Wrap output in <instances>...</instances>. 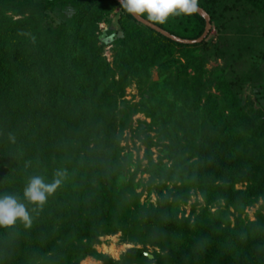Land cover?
Listing matches in <instances>:
<instances>
[{"label":"trees","instance_id":"1","mask_svg":"<svg viewBox=\"0 0 264 264\" xmlns=\"http://www.w3.org/2000/svg\"><path fill=\"white\" fill-rule=\"evenodd\" d=\"M126 1L178 37L204 30L184 0ZM190 1L208 13L215 37L173 40L117 0H0V264H80L88 255L101 264H264V228L250 238L256 227L237 218L231 258L226 230H203L194 206L193 218L177 217L176 195L140 203V164L130 170L131 154L121 152L126 122L142 112L149 121L135 129L147 149L158 147L149 165L159 193L162 178L178 173L186 195L195 186L205 197L222 193L217 180L248 181L264 194V0ZM101 35L112 36L111 63ZM210 60L220 62L208 68ZM132 79L141 100L123 114L116 103ZM199 106L203 127L187 114ZM195 151L198 160L186 161ZM116 232L135 244L118 259L94 247ZM147 245L160 249L149 257Z\"/></svg>","mask_w":264,"mask_h":264},{"label":"rangeland","instance_id":"2","mask_svg":"<svg viewBox=\"0 0 264 264\" xmlns=\"http://www.w3.org/2000/svg\"><path fill=\"white\" fill-rule=\"evenodd\" d=\"M116 11V10H115ZM70 12V11H69ZM68 13V12H67ZM51 18L54 23L60 20V14L56 12H50ZM70 15V13H68ZM99 28L103 31L107 28V24L105 22H99ZM207 35H211L215 37L214 28L211 27L210 31ZM102 40L105 42L104 49L102 51V55L105 56L106 60L110 63L112 62V36L101 35ZM220 60H210L206 67L211 68L212 66L218 64ZM150 77L152 80L158 79V73L156 66H153L150 71ZM118 79V75L115 74L114 76ZM139 85L135 79H132L129 84L124 87L123 94L118 97L117 100V109L120 113L126 111L133 110V104L138 103L141 100V92ZM211 92H216L214 88L209 89ZM249 93V89H247ZM255 95L251 93V99H254ZM124 101V102H123ZM201 104H203L201 100ZM186 106H191L187 104ZM200 109V112H199ZM198 110H195L192 107H188V113L190 116H193L197 122L203 127L208 124L206 118H204L203 108L199 106ZM202 109V110H201ZM138 120H145L149 121V117L144 115L142 112H134L130 115V119L126 122L122 134L120 145L122 146V154L127 156V154H131V164L130 170H132L135 166L136 162L140 164V170L135 177V181L138 186L135 188L136 192L139 193V202L142 204L153 203L156 204L159 200H163L164 196L170 193L169 200H173L174 196L176 195L178 199L174 201V209H176V215L179 218L189 217L191 214V210L194 206L196 212L202 216L203 225L202 228L205 230L209 227V223H212V226L215 230L218 229V232L225 229L226 232L223 235V239L226 241L225 251H227V255L231 258L236 256V250L239 248L238 241L236 236L231 235L230 229L236 228L237 226V218L239 219L240 223L244 228L252 227L254 225L256 227L254 233L248 229L246 232L250 235V238L253 239H260L262 233L260 232L261 229L264 228V224L260 222L262 221V217H264V194L259 192V189L256 186L249 184L248 181H238L234 183V185H226L223 184V180H217L218 185L222 187V193L217 192L216 190H212L209 196H203L204 188L200 189L199 187H192L189 190L188 195L182 193L181 191L177 190V186L180 184L181 180L178 177V173L175 175L169 174V176L163 177L162 181L165 184V187L161 189L159 193V183L158 177L153 176L151 172L152 169L149 165L151 162L150 159L153 161L157 160L158 157V147L155 145H150V148L147 149V145L144 141L138 137L136 129ZM119 133V132H117ZM150 135H154V132H149ZM199 153L195 151L188 153L185 155V160L196 162L199 158ZM167 163H177L178 159H164ZM203 168L201 164H198L192 168ZM199 171V170H198ZM173 175V176H170ZM201 177V176H200ZM228 184V183H227ZM241 191L244 192L241 194ZM193 216H190V218ZM192 220V219H191ZM218 226L215 227V226ZM253 228V227H252ZM246 234V233H245ZM244 233L241 236L246 237ZM240 236V237H241ZM260 237V238H259ZM228 238V239H227ZM242 238V237H241ZM243 239V238H242ZM98 242L96 246V250L98 252H106L110 254L114 258H118L120 254L126 252L131 246L135 245L133 242H123L121 239V233L116 232L113 234H104L98 237ZM137 246H141L138 244ZM159 250L158 246H151L147 245L148 253L153 250ZM232 250V251H230ZM165 252V251H164ZM151 254V253H150ZM203 264H209L208 261H203ZM156 261H153L155 264ZM80 264H101L100 260L95 259L91 256H86L81 259ZM198 264V262L196 263ZM221 264V263H220ZM223 264V263H222Z\"/></svg>","mask_w":264,"mask_h":264},{"label":"water","instance_id":"3","mask_svg":"<svg viewBox=\"0 0 264 264\" xmlns=\"http://www.w3.org/2000/svg\"><path fill=\"white\" fill-rule=\"evenodd\" d=\"M120 2V4L122 6H124L139 22L155 29L156 31L162 33L165 36H168L170 38H172L173 40L179 41V42H184V43H196V42H200L201 40H203L208 32L211 29V22H210V16L208 15V13L200 6L196 5L195 3H193L190 0H184L191 8H193L195 11H197L202 17H204L205 19V26H204V30L202 32V34L197 37V38H193V39H188V38H181L178 37L176 35H173L171 33H169L168 31L164 30L163 28L159 27L158 25L154 24L153 22L145 19L144 17H142L141 15H139L136 10L129 4V2H127L126 0H117ZM146 255H148L149 257H151V254L146 253Z\"/></svg>","mask_w":264,"mask_h":264},{"label":"clouds","instance_id":"4","mask_svg":"<svg viewBox=\"0 0 264 264\" xmlns=\"http://www.w3.org/2000/svg\"><path fill=\"white\" fill-rule=\"evenodd\" d=\"M107 235H109V234H107ZM102 236V235H101ZM125 243V242H124ZM96 246H97V243L96 244H94V247H95V249H96ZM132 247V246H131ZM102 253H106V252H102ZM146 253H148V252H145V254ZM106 254H108V253H106ZM148 254H150V253H148ZM108 255H110V254H108ZM152 255V254H151ZM111 256V255H110ZM92 257V256H91ZM112 257V256H111ZM152 257V256H151ZM112 258H114V257H112ZM114 259H118V258H114Z\"/></svg>","mask_w":264,"mask_h":264}]
</instances>
